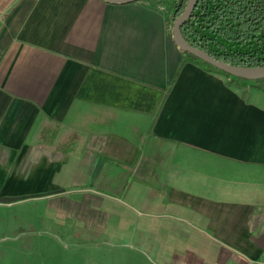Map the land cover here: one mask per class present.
<instances>
[{
  "label": "crops",
  "instance_id": "obj_1",
  "mask_svg": "<svg viewBox=\"0 0 264 264\" xmlns=\"http://www.w3.org/2000/svg\"><path fill=\"white\" fill-rule=\"evenodd\" d=\"M169 20L0 0V206L154 264H264V91L185 61Z\"/></svg>",
  "mask_w": 264,
  "mask_h": 264
},
{
  "label": "trees",
  "instance_id": "obj_2",
  "mask_svg": "<svg viewBox=\"0 0 264 264\" xmlns=\"http://www.w3.org/2000/svg\"><path fill=\"white\" fill-rule=\"evenodd\" d=\"M174 21L188 0H169ZM184 40L224 63L246 68L264 67V0H198L181 27ZM185 61L226 75L240 86L247 82L264 91V79L247 81L207 64L189 52Z\"/></svg>",
  "mask_w": 264,
  "mask_h": 264
},
{
  "label": "rangeland",
  "instance_id": "obj_3",
  "mask_svg": "<svg viewBox=\"0 0 264 264\" xmlns=\"http://www.w3.org/2000/svg\"><path fill=\"white\" fill-rule=\"evenodd\" d=\"M153 1L160 10L170 15L172 33L176 19L172 20L169 0ZM230 81L241 88H252L251 82L240 86L231 78ZM29 209L31 207L26 204L11 208L0 206V264H154L150 258L143 257L136 247L112 246L102 242L101 246L91 247L92 242L87 238L80 243H68L70 239H65V234L59 231L61 221L56 219L47 225L36 216L45 212H30ZM78 234L76 232V236ZM61 238L65 242H59Z\"/></svg>",
  "mask_w": 264,
  "mask_h": 264
},
{
  "label": "water",
  "instance_id": "obj_4",
  "mask_svg": "<svg viewBox=\"0 0 264 264\" xmlns=\"http://www.w3.org/2000/svg\"><path fill=\"white\" fill-rule=\"evenodd\" d=\"M102 1L109 3V4H129V3H134V2H140L143 0H102ZM197 1L198 0H188V3L185 9L176 18L173 24L172 38L175 44L178 46V48L182 52H189L193 54L194 56L206 62L207 64L231 76L242 78L247 81H257V80L264 79V67L246 68V67L233 66V65L224 63L210 56L205 51L189 45L184 40L181 34V27L190 17L194 7L196 6Z\"/></svg>",
  "mask_w": 264,
  "mask_h": 264
}]
</instances>
